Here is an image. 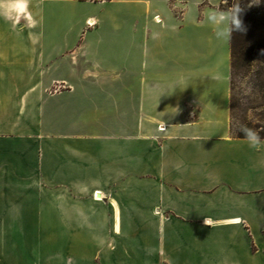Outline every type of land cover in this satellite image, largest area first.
<instances>
[{"label":"crops","instance_id":"crops-1","mask_svg":"<svg viewBox=\"0 0 264 264\" xmlns=\"http://www.w3.org/2000/svg\"><path fill=\"white\" fill-rule=\"evenodd\" d=\"M222 2L0 0V264H26L9 236L31 219L36 264H264V138L228 128Z\"/></svg>","mask_w":264,"mask_h":264},{"label":"rangeland","instance_id":"rangeland-1","mask_svg":"<svg viewBox=\"0 0 264 264\" xmlns=\"http://www.w3.org/2000/svg\"><path fill=\"white\" fill-rule=\"evenodd\" d=\"M235 4H238L240 8L253 10L261 6L262 0H223L221 6L218 5V10L230 12ZM204 31H206L205 26H202L201 32ZM222 39L226 44H223ZM227 40V38H218L219 52H222L220 49L227 47ZM226 62L230 73V46L229 59L227 57L224 63ZM239 63L241 66L235 69L232 75L229 74L228 128L240 136H245L243 129H253L257 133L264 132V58L261 60L243 58L239 60ZM221 70L220 66L217 73H220ZM218 84L223 85L220 82ZM30 162H32V158H30ZM36 223V219H31L25 234L21 235L19 232V235L12 233L14 235L9 236V247L15 246L14 250L18 251L16 254L19 255L16 259L18 262L36 264L38 260L41 262V256L44 257L49 253L50 242L47 231L36 229ZM55 245L56 243L52 242L50 246L54 248Z\"/></svg>","mask_w":264,"mask_h":264},{"label":"trees","instance_id":"trees-1","mask_svg":"<svg viewBox=\"0 0 264 264\" xmlns=\"http://www.w3.org/2000/svg\"><path fill=\"white\" fill-rule=\"evenodd\" d=\"M240 9L239 18L242 21V30L232 31L229 37L230 75L241 66L239 60L264 58V0L257 9ZM258 138H264V132H259Z\"/></svg>","mask_w":264,"mask_h":264},{"label":"clouds","instance_id":"clouds-1","mask_svg":"<svg viewBox=\"0 0 264 264\" xmlns=\"http://www.w3.org/2000/svg\"><path fill=\"white\" fill-rule=\"evenodd\" d=\"M241 9L238 4L232 11L224 13L213 11L208 16V22L213 26L218 38H228L234 30H242V21L239 18ZM245 137L251 142L258 140V133L253 129H243Z\"/></svg>","mask_w":264,"mask_h":264},{"label":"bare ground","instance_id":"bare-ground-1","mask_svg":"<svg viewBox=\"0 0 264 264\" xmlns=\"http://www.w3.org/2000/svg\"><path fill=\"white\" fill-rule=\"evenodd\" d=\"M90 22H91V21H88L89 24H92V23H90Z\"/></svg>","mask_w":264,"mask_h":264},{"label":"built area","instance_id":"built-area-1","mask_svg":"<svg viewBox=\"0 0 264 264\" xmlns=\"http://www.w3.org/2000/svg\"><path fill=\"white\" fill-rule=\"evenodd\" d=\"M89 24V23H88ZM89 25H91V24H89Z\"/></svg>","mask_w":264,"mask_h":264}]
</instances>
